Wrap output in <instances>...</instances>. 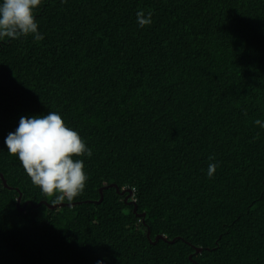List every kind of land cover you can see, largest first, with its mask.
<instances>
[{"label":"trees","instance_id":"trees-1","mask_svg":"<svg viewBox=\"0 0 264 264\" xmlns=\"http://www.w3.org/2000/svg\"><path fill=\"white\" fill-rule=\"evenodd\" d=\"M35 16L42 41L0 39V264H264V0H42ZM48 111L92 151L74 157L82 194L54 207L4 144Z\"/></svg>","mask_w":264,"mask_h":264},{"label":"clouds","instance_id":"clouds-1","mask_svg":"<svg viewBox=\"0 0 264 264\" xmlns=\"http://www.w3.org/2000/svg\"><path fill=\"white\" fill-rule=\"evenodd\" d=\"M42 0H0V39H19L32 36L35 42L44 39L35 16ZM136 23L143 28L152 23V12L140 9ZM254 123L264 128V121ZM4 144L10 155L20 161L31 183L46 196H54L53 203L73 201L85 189L87 174L83 159L92 151L77 130L66 125L61 114L21 116L14 132H10ZM210 159H214L210 157ZM216 163H210L208 177L215 174ZM97 264H103L98 261Z\"/></svg>","mask_w":264,"mask_h":264},{"label":"water","instance_id":"water-1","mask_svg":"<svg viewBox=\"0 0 264 264\" xmlns=\"http://www.w3.org/2000/svg\"><path fill=\"white\" fill-rule=\"evenodd\" d=\"M0 178H1L2 182H3V185H4L5 187H7V188L10 189L11 187L7 184V182H6V180H5L4 176H3V174H2L1 172H0ZM109 186H114V187H116L115 184H110V185H108V187H109ZM99 192H100V196H101V198H102V188H100ZM119 193H120L121 195L125 194V200H127V199L130 198L127 202H128V203H131V204L134 205L133 210L135 211V210H136V204H135V201H134L133 199H131V196L133 195V190H132L131 188H124V189H122L121 191H119ZM101 198H100V199H101ZM20 199H21V195H19L18 198H17V206H18V209H19V210H23V209H24V206L19 208ZM99 201H100V200H98V202H99ZM26 203H27V202H26ZM63 204H64V203H56V204H52V206L54 207V206H57V205H63ZM73 204H74V202H72V203H68V205H73ZM142 214L144 215V213H142ZM159 237H163V236H162V235H157V236L155 237V241H156ZM196 250L199 251L200 248H196Z\"/></svg>","mask_w":264,"mask_h":264}]
</instances>
